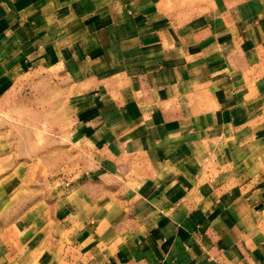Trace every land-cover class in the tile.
Wrapping results in <instances>:
<instances>
[{
    "label": "crops",
    "instance_id": "crops-1",
    "mask_svg": "<svg viewBox=\"0 0 264 264\" xmlns=\"http://www.w3.org/2000/svg\"><path fill=\"white\" fill-rule=\"evenodd\" d=\"M61 81L68 182L0 186V264H264V0H0V112Z\"/></svg>",
    "mask_w": 264,
    "mask_h": 264
},
{
    "label": "rangeland",
    "instance_id": "rangeland-1",
    "mask_svg": "<svg viewBox=\"0 0 264 264\" xmlns=\"http://www.w3.org/2000/svg\"><path fill=\"white\" fill-rule=\"evenodd\" d=\"M65 85L58 82L54 97L45 95L48 86H42L41 96L26 94L22 102L11 104L10 112H0V186H10L14 199L48 198L68 182Z\"/></svg>",
    "mask_w": 264,
    "mask_h": 264
}]
</instances>
